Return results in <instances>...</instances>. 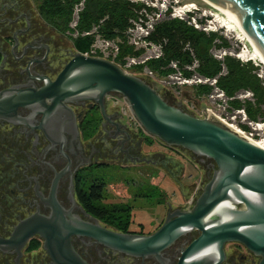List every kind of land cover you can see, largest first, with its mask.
Returning <instances> with one entry per match:
<instances>
[{
  "label": "water",
  "instance_id": "obj_1",
  "mask_svg": "<svg viewBox=\"0 0 264 264\" xmlns=\"http://www.w3.org/2000/svg\"><path fill=\"white\" fill-rule=\"evenodd\" d=\"M210 1L233 8L245 31L264 51V0ZM15 40L13 51L19 45L17 35ZM29 46L37 48L26 45L23 55ZM5 58L0 69L5 65ZM31 78L42 81L43 85L37 86L30 80L27 84L12 85L0 91V121L27 124L36 115H42L39 128L46 130L50 137L47 128L55 118L63 113L74 115L70 104L91 100L100 106L104 118L111 120L106 100L109 95L118 94L128 102L146 134L168 146L191 151L207 163L211 174L191 207L169 210L159 229L150 234H138L110 229L91 216L76 199L73 179L69 195L72 205L63 206L58 189L61 178L69 170L67 167L56 173L48 197L37 192L50 213L42 214L38 209L16 226L7 242L19 241L22 246L30 237L39 234L45 240L44 247L53 264H89L74 249L73 236L88 237L108 249L159 264H223L227 257L226 245L238 242L260 257L258 264H264L263 147L210 111L198 117L172 105L157 87L104 57L78 51L72 54L55 79L42 74L31 75ZM20 109H29L31 113L24 117ZM65 120L60 124L55 122L56 129L63 130ZM72 125L76 130L74 120ZM117 126L118 132L130 136L120 123ZM75 207L91 220H84L74 211ZM195 232L198 236L181 248L175 260L166 255L178 240Z\"/></svg>",
  "mask_w": 264,
  "mask_h": 264
},
{
  "label": "flooded vegetation",
  "instance_id": "obj_2",
  "mask_svg": "<svg viewBox=\"0 0 264 264\" xmlns=\"http://www.w3.org/2000/svg\"><path fill=\"white\" fill-rule=\"evenodd\" d=\"M28 11L19 0H0V36L3 39V42H0V64L6 56L5 65L0 69V91L12 85L27 84L30 80L41 86L43 82L32 79L31 75L42 74L55 79L67 63L66 61L61 64L59 61L56 65L52 58L54 47L59 45L56 43H65L62 37L54 35L53 32L46 35L45 27L36 25ZM2 24L12 27V34H7L8 31L2 28ZM56 27L59 25L50 24L51 30L59 33ZM65 32L67 34V36L64 34L65 37H74L71 29ZM16 35L19 45L13 51ZM76 38L78 37L72 39L73 42ZM26 45L37 48L29 46L23 55ZM31 60L33 62L29 65ZM70 108L74 113L72 117L66 113L60 115L58 119L54 117L56 120L54 119L47 128L50 137L47 136L46 130L39 128L42 115H36L33 121L27 124L0 121V264H53L44 247L45 240L39 234L30 237L22 246L19 241L14 243L7 241L12 238L16 226L35 214L38 209L42 214L50 213V208L42 202L37 192L40 191L48 197L56 173L67 167L69 170L64 173L59 183L58 198L63 206L71 207L69 195L73 179L74 193L79 205L82 206L76 195L77 177L83 169L101 162L99 157L95 156L97 150L91 144L90 151L83 145L84 142L90 141V138L85 137L83 130L87 125L98 127L97 132L103 129L105 131L101 132L107 131L112 136V133H122L123 139L116 141L117 137L114 135L111 143L116 145L117 142L121 145V150L130 155V149L126 146L130 144L132 138L125 132H118L119 115L108 109L107 100L106 110L111 120H106L100 106L91 100L70 104ZM30 113L29 109H20V114L24 117ZM64 120L66 121L62 128L64 131H59L54 123L60 124ZM73 120L76 123V130L72 125ZM114 128H117V131ZM62 131L63 135H60ZM54 141L58 144H54ZM74 211L84 220H91L79 207H75ZM197 236L198 233L195 232L181 238L166 251V255L175 260L181 248ZM234 243L244 248L247 255H242L240 248H237L236 253L229 257L227 255L223 264H258L260 257L250 252L243 244ZM72 244L89 264H117L118 255H125L108 249L88 237L73 236ZM131 258L134 260V257ZM135 259L137 263L130 264H159L151 259Z\"/></svg>",
  "mask_w": 264,
  "mask_h": 264
},
{
  "label": "rangeland",
  "instance_id": "obj_3",
  "mask_svg": "<svg viewBox=\"0 0 264 264\" xmlns=\"http://www.w3.org/2000/svg\"><path fill=\"white\" fill-rule=\"evenodd\" d=\"M40 1L41 0H19L23 8L29 10L28 12L30 13L32 21H34L36 25L45 27L46 35H50L49 33L53 32L54 35L60 36L62 37L61 39L64 40L65 43H56L59 45H55L56 47H54V52L52 54L54 63L57 65L59 61L61 64L66 61L68 62L73 53L78 51L81 52L72 40L75 37H65L67 34L61 30V26L56 27L59 33L51 30L50 24L53 23L43 18L40 12ZM128 1L141 6L137 11L138 14L146 5V2H150V0H145L144 2L137 0ZM153 1L166 2L167 4L171 2L175 4L173 0ZM179 1L181 5L190 1L196 2L201 13H206L210 20L214 19L213 15L210 14L212 10L211 7L205 2L201 0ZM159 6L161 7V4H159ZM170 19L175 18L167 17L160 22ZM198 20L203 23L208 22L206 17ZM186 24L209 36L215 34V37H213V44L209 51L210 55L220 62L223 71L222 76L228 73L226 64L227 58H233L241 64H248L250 68L253 69V74L260 79L264 87V77H260L258 74H263L262 70H264V65H256L253 61H246L245 58L241 60L237 57V53L244 49L246 44L244 41L240 40L236 32L229 27L228 29L221 27L217 22L215 23L216 28L219 29L217 32H205L202 29L195 28L188 22H186ZM3 25L4 24H2V28L4 27L8 31L7 34H12V27ZM0 42H3L1 36ZM224 51L227 52V55H224L223 58L215 56V54H221ZM133 72L144 78L151 85L157 87L161 95L172 105L182 107L187 112L198 117H204L207 108H213L222 118L227 119L230 123L238 124V128L248 132L253 131L255 141L264 144V126L258 130H254L251 126V123L255 125L257 122L264 124V115L254 120L249 116L245 106L247 102L256 103V96L251 89H241L234 96H228L225 92L226 96L219 98L218 93L223 89L219 86L218 82L213 83L205 80L202 83H183L182 80L175 77L176 73L171 69V72L165 75V77H167L166 82L162 83L157 82L154 77L146 74L143 69H137ZM154 72L160 76L157 71ZM198 73L199 75L201 74L203 78L207 77L200 73L199 69ZM219 87L222 89L221 91ZM241 94L244 96L241 97ZM212 95L214 97H212ZM107 102L108 109L118 113L119 123L122 125V129L126 130L132 139L130 144L126 146V148L128 147L130 149V155L124 153L121 150V145L117 144V142H115L116 145L111 143L114 135L117 137L115 138L116 141L123 139L122 133H112V136L107 131L103 132L105 130L100 129L99 132H95L90 138V141H86L83 144L88 151H90L92 145L94 149L97 150L95 156L99 157L100 163H104L108 166V168H103L100 172L103 173L108 180L103 204H129L132 207V222L127 232L138 234L153 233L162 226L169 210L186 209L195 203L209 180L211 174L210 170L207 168V163H203L191 151L179 146H168L158 138L146 134L132 114L128 102L122 96L113 93L107 97ZM237 102L242 105L237 107ZM256 107L257 106H255L254 109H256ZM239 109L246 111L248 116V121L246 123L241 121V114L238 113ZM261 110L264 112V106H261ZM233 115H237L235 121L232 120ZM114 129L117 131V128ZM101 130L103 131L101 132ZM94 170H96L95 166L91 168L89 173H93ZM154 187L163 192L164 196H162V202H159L161 199L158 192L154 190ZM144 195H151V197H144ZM237 248H240L237 243H228L226 245L228 257L236 253ZM240 250L242 251V255H247V251L244 248L241 247ZM117 258V264L137 263L135 258L133 260L131 257L125 255H118Z\"/></svg>",
  "mask_w": 264,
  "mask_h": 264
},
{
  "label": "trees",
  "instance_id": "obj_4",
  "mask_svg": "<svg viewBox=\"0 0 264 264\" xmlns=\"http://www.w3.org/2000/svg\"><path fill=\"white\" fill-rule=\"evenodd\" d=\"M81 0H41L40 12L48 22L61 26L64 32L70 29L69 24L72 19L74 6ZM141 6L128 0H86L85 8L81 13L79 31L91 30L95 25H99L100 32L106 37H124V31L130 25V20L137 17L138 9ZM215 34L211 36L200 32L186 24L180 19H170L160 22L152 38L162 42L165 48V56L159 60H152L148 63L149 68L157 71L160 75L171 72L169 64L172 60H178L182 66L192 63L190 50L193 48L197 58L200 60L199 72L203 75L218 77L219 86L228 96H234L241 89H251L256 96V103L247 102L246 110L249 116L256 120L263 116L261 106H264V87L259 78L253 74V69L248 64H241L233 58H227L228 73L220 75L222 66L219 61L210 55V48L213 44ZM93 37H78L74 44L81 52L89 50ZM133 47L122 44L121 54L118 60H122L128 54H138ZM1 61V56H0ZM142 70L143 67H138ZM188 74V72L186 71ZM220 75V76H219ZM237 107L242 104L237 102ZM256 107V109H254ZM261 114V115H260ZM87 139L91 138L98 127L87 125L84 129ZM96 170L89 173L93 166L83 169L76 180V195L83 208L92 216L100 219L104 224L116 231L127 232L131 224L132 207L129 204L107 205L103 204L105 198V188L108 180L103 173V168H108L106 164L94 165ZM107 166V167H106ZM162 202L163 192L154 187ZM151 195H144V197Z\"/></svg>",
  "mask_w": 264,
  "mask_h": 264
},
{
  "label": "built area",
  "instance_id": "obj_5",
  "mask_svg": "<svg viewBox=\"0 0 264 264\" xmlns=\"http://www.w3.org/2000/svg\"><path fill=\"white\" fill-rule=\"evenodd\" d=\"M85 1L86 0H81L79 3H77L74 6L72 19L69 24V27L74 37H80V36L93 37L92 44L89 50L83 53L85 55L100 56L112 60L117 64H119L124 70L133 74H134L133 71L137 70L138 67H143L145 73L154 77L157 80V82L165 83L167 77H165V75H160L161 77L157 75L153 70L149 68L148 63L152 60L162 59L165 56L164 44L152 38L156 26L161 20L167 17H172L175 19L177 18L185 22H188L189 24L193 25L195 28L202 29L205 32L219 31V29L216 28V25L213 21L214 19L213 20L208 19L207 14L201 13L198 6L187 7V3L181 5L179 0H173V3L175 4H172L171 2L167 4L166 2H159V1L155 2L153 0H150V2L148 1L146 2V5L137 15L136 19L132 18L130 20V25L124 31V37H120V36L113 38L106 37L100 32L99 25H95L91 30L81 32L79 31L78 27H79L81 13L85 8ZM137 1L144 2L145 0H137ZM159 4H161V7L159 6ZM203 17H206L208 21L207 23L199 22L198 19H201ZM220 26L223 27L221 24ZM124 43L133 47V49L135 51H138L139 53L128 54L124 56L123 59L120 61L118 59L121 54L122 44ZM187 48L191 52V56L193 59L192 63L182 66L178 60H172L169 64V68H171L176 73L175 77L177 79L182 80L183 83H193V82L202 83L205 80L211 81L213 83L218 82V77L203 78L201 77V74L199 75L198 68L200 67V60L197 58L193 48L189 47V45H187ZM244 49H242L240 52L237 53L238 58H240L241 60H244L245 58L246 61H253L256 65L263 64L261 61H258L257 59L250 60L249 59L250 57L242 56L241 53L244 51ZM224 55H227L226 51L222 52L221 54H215V56L219 58H223ZM186 71L188 72V74L186 73ZM262 73L263 74L258 73L260 77H264V70H262ZM222 74L223 71H221L220 75ZM219 90L221 91L222 89L219 87ZM225 96L226 93L224 90L218 93L219 98H223ZM240 96L243 97L244 95L241 94ZM212 97L214 96L212 95ZM207 111L212 112L214 115H216L223 121L229 123L230 125L237 128L239 131L247 135L248 137L254 139L253 131L248 132L246 130H242L238 128V124L230 123L227 119L222 118V116L219 115L213 108H207ZM238 113L241 114V121L243 123H246L248 121V116L246 114V111L243 109H239ZM236 118L237 115L232 116L233 121H235ZM253 124L254 123H251V126L252 128H254V130L261 129L264 126V124L258 122L255 123V125Z\"/></svg>",
  "mask_w": 264,
  "mask_h": 264
},
{
  "label": "bare ground",
  "instance_id": "obj_6",
  "mask_svg": "<svg viewBox=\"0 0 264 264\" xmlns=\"http://www.w3.org/2000/svg\"><path fill=\"white\" fill-rule=\"evenodd\" d=\"M201 1L205 2L208 6L211 7L212 10L210 11V14H212L214 17V23L217 22L223 27L231 28L234 32L237 33L239 38L245 42L246 47L241 53V55L245 57H250V60L257 59L258 61H261L264 64V51L260 47V45L245 31L239 14L234 11V9L231 7L225 5H218L210 0ZM197 6L198 4L196 2L190 1L187 3V7ZM251 139L255 141V139ZM255 142L259 146L264 148V144L262 142Z\"/></svg>",
  "mask_w": 264,
  "mask_h": 264
}]
</instances>
